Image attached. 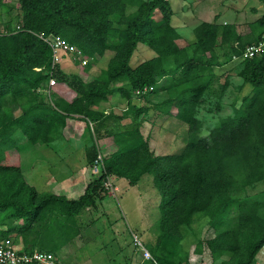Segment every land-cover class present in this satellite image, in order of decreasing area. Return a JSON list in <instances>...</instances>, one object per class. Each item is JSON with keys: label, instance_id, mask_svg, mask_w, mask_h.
<instances>
[{"label": "trees", "instance_id": "trees-1", "mask_svg": "<svg viewBox=\"0 0 264 264\" xmlns=\"http://www.w3.org/2000/svg\"><path fill=\"white\" fill-rule=\"evenodd\" d=\"M17 2L18 22L0 29V238L13 234L27 252L39 248L59 255L57 250L77 233L76 229L67 236L66 220L74 222L84 206H95L96 191H105L106 177H124L136 184L143 173H150L161 198L156 240L148 248L157 264L188 262L182 239L201 217L213 230L203 241L212 259L228 255L214 264H255L264 244V197L248 199L244 193L264 181V49L242 53L248 44L263 39L264 9L248 21L244 32L234 22H216V15L201 20L187 42L171 23L168 0ZM127 6L133 10L126 11ZM112 14L117 15L115 20ZM55 35L75 45L90 62L107 50L113 53L96 77L84 81L76 73H65L60 62L52 65L46 38ZM138 43L154 54L131 65ZM219 47L223 51L218 52ZM234 56L240 57L235 64L241 79L237 88L248 83L251 92L240 105L233 102L231 112L219 116L207 135H199L197 107L218 80L214 66ZM168 60L173 66L165 64ZM52 76L66 82L75 95L71 99L51 95ZM230 84L225 74L215 91L218 100ZM114 92L125 98L119 113L99 106ZM134 97L185 122L181 150L154 154L140 130L149 105L138 104ZM73 115L83 119L89 130L84 145L87 163L101 153L99 139L110 137L111 146L107 155L101 154L103 169L78 197L67 198L38 190L26 180L13 134L19 130L29 143L51 145L60 138L66 117ZM125 117L129 121L121 122ZM6 219L20 221L5 225ZM194 240L195 251L201 252L202 241L198 235Z\"/></svg>", "mask_w": 264, "mask_h": 264}, {"label": "rangeland", "instance_id": "rangeland-1", "mask_svg": "<svg viewBox=\"0 0 264 264\" xmlns=\"http://www.w3.org/2000/svg\"><path fill=\"white\" fill-rule=\"evenodd\" d=\"M168 1L173 9L171 23L177 25L178 32L187 42L193 39V26L203 19L210 20L213 15L217 17L220 14L221 21H233L237 25V30L244 32L248 30V21L250 22L260 16L264 9L261 0ZM132 10L133 6L126 7V11ZM19 17L20 7L17 0H2L0 2V29H5L7 25L14 27ZM111 18L115 20L117 15L112 14ZM223 47H219L217 51H223ZM112 53V50H107L101 56L96 55L91 62L89 61L90 57H88L86 63L80 62L79 64L73 61L71 57L62 56L59 64L65 73H76L84 81H88L96 77L100 70L106 66V62ZM153 54L154 51L147 45L138 43L129 59V63L135 65ZM224 58L221 59L224 60ZM239 58L234 56L229 62L224 60V65L214 66L218 80L213 81V92L205 94L203 102L197 107L196 115L200 120L199 135H207L209 129L218 122L219 116L231 112V104L233 102L236 105H240L242 97L251 92L252 87L248 83H244L237 88L241 83L240 77L235 72V64H237L236 62ZM165 64L168 67L173 66L171 60L165 61ZM225 74H229L231 84L225 89L218 100L215 91L218 89L219 83L224 80ZM115 85H119V82H116ZM49 90L52 93L51 95L59 94L66 99H71L75 95V91L66 82L57 81L56 79L55 83L49 87ZM234 95H236V99H233ZM107 99L106 102H100V107H103L105 111L112 110L115 113H119L121 108H124L126 105L125 98L118 92L110 94ZM134 99L138 104L149 105L147 106L148 112L141 123L140 130L143 136L146 137L145 139H147L149 148L154 154L171 153L181 150L187 130L185 122L180 121L174 115L163 112L157 107L150 106L144 98L138 99L134 97ZM217 100L220 101V105L216 108ZM66 119L69 121L68 125L62 127L61 133L66 129L65 133L71 135L68 140L69 143L76 144L78 141L80 145H86L89 142L90 134L85 121L76 115L70 116V118L66 117ZM129 119V117H125L121 122H127ZM13 137L18 145V153L22 162L21 170L26 179L29 180L32 173L37 174L38 171L40 172L39 175L37 174L38 177H31L36 188L45 189L46 185L53 183L50 181L51 176L49 179L47 178V171H51L54 175H60L63 174V171L69 170L68 166L66 167L63 165L64 162L59 160V157L64 158V154L68 153L63 149L58 150L57 148H47L44 146V150H39L35 153L34 151L31 152L29 141L19 130L14 132ZM110 142V137L99 139L102 155L109 153ZM76 154L86 164L83 154L76 151L72 153V156H76ZM35 160H39V164L35 166L36 168H32L31 163L32 161L35 162ZM90 166L91 164H89ZM43 173L46 177L40 176ZM96 173L90 169L91 176L89 175L87 179H93ZM110 179L115 187L117 186L114 190L109 188H106L105 191L97 190L95 206H84L74 216V222L70 219L66 220L68 224L65 227L68 226L70 228V230L66 229L68 231L66 233L67 236L76 229L77 233L72 238L73 241L71 243L68 242L60 250H57V253L60 254L65 263L126 264L128 259L132 261L134 255L135 258H139V254H141L140 250L133 243L134 235L137 236L147 249L156 240L161 198L160 193L153 184L152 175L150 173H143L136 184H129L126 178L115 175H111ZM80 187L82 188V185ZM244 194V197L248 199L264 197V181L250 186ZM261 214L264 216V210L261 211ZM18 221L20 220L6 219L2 223L6 225L9 222L15 223ZM196 235L202 241L201 252L195 251L194 239ZM212 235L213 230L207 224L204 217L195 221L185 231L182 241L189 251L188 262L186 264H214L220 258L228 256L224 253L219 258L212 259L203 242L205 238ZM261 261L259 258L258 262L260 263Z\"/></svg>", "mask_w": 264, "mask_h": 264}, {"label": "built area", "instance_id": "built-area-1", "mask_svg": "<svg viewBox=\"0 0 264 264\" xmlns=\"http://www.w3.org/2000/svg\"><path fill=\"white\" fill-rule=\"evenodd\" d=\"M264 35V34H263ZM262 35V36H263ZM52 48V65L57 61L60 62L62 52L67 51L68 57L72 59H78L81 63H86L88 57H81L79 50L68 43L65 39L59 35L46 38ZM264 49V36L263 39L257 43L248 44L242 55H252L253 53L262 51ZM236 57V56H235ZM55 83V78L49 77L48 86H52ZM146 89V87H144ZM90 169L92 172L98 174L103 169L102 155L98 153L91 163ZM108 176L104 179L103 183L105 188L114 190L116 187ZM133 243L141 252V258L134 264H144L145 260H150L149 264H157L155 259L152 257L149 250L140 242L136 235L133 236ZM0 264H66L62 261L59 255L54 254L52 251L33 248L27 252L23 249L22 242L15 238L13 234L0 238Z\"/></svg>", "mask_w": 264, "mask_h": 264}, {"label": "crops", "instance_id": "crops-1", "mask_svg": "<svg viewBox=\"0 0 264 264\" xmlns=\"http://www.w3.org/2000/svg\"><path fill=\"white\" fill-rule=\"evenodd\" d=\"M181 6H182V3H181ZM219 15L215 18L216 22H227V21H221ZM214 17H215V15H213L212 19ZM212 19H210V20H212ZM203 20H208V19H203ZM210 20H208V21H210ZM229 22H233V21H229ZM172 25H174V24L172 23ZM174 26L177 29V25H174ZM222 65H224V64H220L217 66H222ZM104 102H106V101H104ZM102 104H104V103H102ZM99 106H101V103L99 104ZM68 118H70V117H68ZM68 122H69L68 119H66L65 126L68 125ZM65 126H63V127H65ZM65 130L66 129H64V132L61 133L60 138L57 139V141L55 140L54 143H52L51 145L39 144V143H34V144L29 143V147L31 149V152L34 151L35 153L39 150H44L45 147H47V148H54V149L57 148L58 150L63 149L64 151H66L70 154L69 155L68 153H65L64 158L59 157V160L64 162L63 165H65L66 167L68 166L67 168L69 170L63 171V174H60V175H57V174L54 175L51 171H47V174H46L47 178L49 179V177L51 176L50 181H52L53 183L51 185H46L45 189L44 188L43 189L37 188V189L38 190H47V191H51V192L58 193V194H63L67 198H76L83 192L84 187L86 186V184L89 181V179H87V177L89 178V175L91 176L90 169H89L90 167H89V163H87L85 160L86 164H84V162H82V159L77 154H76V156L75 155L72 156V153H74L76 151L81 152L84 156V145H80V142L78 143V141L76 144L69 143L68 140L70 139L69 137L71 135L66 134ZM81 148H82V150H81ZM77 158H78V160H77ZM59 160H57V162H59ZM37 164H39V160H35V162L32 161V163H31L32 168L33 167L36 168L35 166ZM36 171H38V169H36ZM39 173L40 172L38 171L37 174L39 175ZM37 174L32 173L29 177V180L26 179L30 184L34 185L35 187H36V185L32 181V178H33L32 176L38 177ZM46 175H44V173L40 174V176H43V177H46ZM81 185H82V188L80 187ZM50 188H51V190H50ZM59 256H60V254H59ZM257 256H258V258H257ZM60 258L62 259L61 256H60ZM134 258H135V255L132 258V261H131V259H129L130 264H134V263L138 262L141 258V254H139V258H137V257L135 259ZM259 258L262 260L260 263L258 262ZM255 259H256L255 264H264V244L260 247V249L256 253ZM66 264H69V263H66Z\"/></svg>", "mask_w": 264, "mask_h": 264}]
</instances>
